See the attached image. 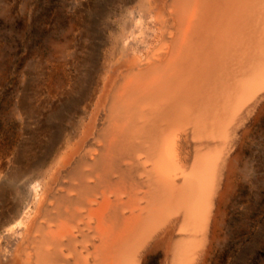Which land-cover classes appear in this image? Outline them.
<instances>
[{"label":"bare ground","instance_id":"obj_1","mask_svg":"<svg viewBox=\"0 0 264 264\" xmlns=\"http://www.w3.org/2000/svg\"><path fill=\"white\" fill-rule=\"evenodd\" d=\"M118 18L92 77L72 74L54 151L0 152V264H243L264 202V0H125Z\"/></svg>","mask_w":264,"mask_h":264},{"label":"rangeland","instance_id":"obj_2","mask_svg":"<svg viewBox=\"0 0 264 264\" xmlns=\"http://www.w3.org/2000/svg\"><path fill=\"white\" fill-rule=\"evenodd\" d=\"M124 5L125 0H0L4 157L26 165L54 151L76 97L72 74L78 66L84 83L92 77L107 21L118 18ZM64 89L68 92L60 95ZM261 216L260 233L245 250L243 264H264V202Z\"/></svg>","mask_w":264,"mask_h":264}]
</instances>
